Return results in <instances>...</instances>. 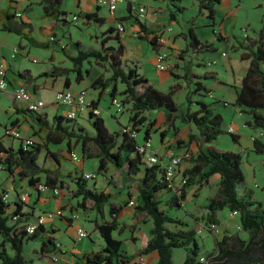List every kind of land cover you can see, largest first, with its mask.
<instances>
[{
	"label": "trees",
	"instance_id": "trees-1",
	"mask_svg": "<svg viewBox=\"0 0 264 264\" xmlns=\"http://www.w3.org/2000/svg\"><path fill=\"white\" fill-rule=\"evenodd\" d=\"M179 1L170 0L169 17L171 19L174 18V14L183 11V8L178 5ZM218 2L219 0H199V7L200 9H207L209 17L212 18L213 5ZM40 4L43 18L51 19L63 27L70 24L71 21L67 20L68 14L61 11V0H40ZM128 12L130 13L129 8ZM10 18L7 16V19ZM83 18L96 24L102 22L95 13L87 14ZM121 20L123 19L116 20V23H122ZM138 26L140 31L138 38L147 40L149 34L146 28L141 23ZM2 30L13 31L5 25ZM121 34L115 24L114 28L106 29L101 35L103 38L100 40L98 50H79V43H76L78 46L77 53L73 57L67 54L63 47V53L73 63V66L71 68H57L54 71H57L59 75H63V88L68 89L70 85L68 75L70 72L74 73V79L77 83L88 73V70L81 71L84 62L93 59L97 63L107 65L111 72L110 77L97 79L91 87L102 90L110 89L109 97L111 99L118 95V83L123 85L124 88L119 94L122 96L123 106L127 105L129 107L128 121L130 128L118 125L116 130L110 131L103 119L92 112L97 108V103L91 102V110L88 112V119L92 128L90 136L86 130L80 127L75 129L76 119L54 117L53 122L58 127H55L54 132L46 133L45 139H51V143L55 145L66 142L69 147L67 156L72 152L70 151V141L74 140V144L79 143L82 158L96 159L97 169L95 173L97 176L104 177V181H107L108 184L112 181V176L107 175L110 168L122 172L126 178H134L133 176L141 173L137 182L135 205L132 208L135 219L139 215H143L151 220L152 229L150 240L137 255H147L156 251L158 254L156 264H175L172 259L173 251L182 248L185 252V258L181 264H202L199 262V257L207 259V264H264V210L262 204L252 200L249 193L239 194L238 188L244 182L240 169V154L220 151L211 146L217 136L224 133L222 117L219 114H214L209 104L194 100L192 97L193 95L202 97L207 94V89L200 80L216 79V77L213 74H203L201 76L185 74L184 79L189 78L194 83L191 90L186 93L188 108L180 116L176 115L177 106L172 99L173 94L177 91L176 85L170 86L167 93H163L150 85L147 79L138 73V66L134 62L130 63L124 60L125 46L119 37ZM151 34L152 38L147 41L151 48H154L157 33L153 32ZM184 37L187 48L199 49V52L215 51L212 42H199L192 27L187 30ZM256 38L253 43L254 48L251 50L246 47L250 45L247 36L244 37L246 43L239 44V47L248 49L247 54H241V59L248 61V67L240 86L236 88L233 106L237 107L241 113L250 116L251 120L245 123L246 126L255 129L256 133H263L262 137L252 140V149L255 153L264 155V18L261 21V28ZM27 39L32 46L48 48L47 43L37 42L28 37ZM111 41L113 45L107 46V43ZM50 42L53 43L54 38ZM196 65H200V63ZM168 71L174 79L177 78L170 70ZM55 74L54 72L51 73L52 76H55ZM192 105L196 107L194 110L191 108ZM223 105H226V103H223ZM27 111L32 116H38V112ZM160 111L163 112L166 127L175 129V119L179 117L184 126L192 127L196 132L187 135L185 146L195 142L199 149L188 159L183 160V162H188L189 165L182 172L186 182L178 193H174L167 188L164 169L160 164L151 165L143 162L144 156L137 150L140 143L137 141V137L130 136L131 131L138 134L144 129L142 140L149 139L150 131L155 125V119L148 120L145 113ZM113 118L115 119V116ZM228 134L232 141H238L237 135ZM160 136L162 140L165 136L164 132H160ZM42 148L44 146L37 144L35 141L27 147H24L21 142L16 150L0 147V170L7 172L9 176H12L16 171L18 176L25 179L29 196L40 194L37 189L39 184L49 189L58 188L59 190L64 184L46 168H42L37 164V157ZM74 164L76 167L74 168L72 183L76 188L75 197H81L80 207H84L85 202L90 201L93 210L99 217L103 216L104 207L108 208L107 212L110 216L109 221L95 222V229L99 233L103 247L96 252L75 256V264H129L134 259V255H124L121 250L122 242L113 237V233L119 230L117 214L121 209L110 202V194L95 189L96 175L93 179H86L78 164ZM146 164L149 166H146ZM214 175L219 177L218 190L214 197L209 199L205 207V217L202 218L205 223L204 226L207 225V232L213 237L214 245L212 250L201 255L200 247L196 241V231L194 229L178 231L168 229V224L179 225L182 228L188 225L177 218L169 216L165 210L160 208V205L166 194L165 205L169 208L179 209L185 200L188 189L195 186L200 189L207 185ZM88 181H93V185H88ZM5 194H7L6 191L0 188V264H35L23 255L24 244L35 239L40 240V248L37 254L39 261L49 258L52 253L58 252L57 242L53 237L55 230L52 227L45 229L44 225H39L32 234L27 233L25 227L34 214V207L22 202L18 194L16 201L12 204L11 211L9 210L11 205L9 201L3 200ZM225 208L230 213L237 212L239 229L249 235L246 240L236 238L233 241L228 235H222L218 239L208 229L209 225L218 224L216 214ZM22 210H26L27 214L22 213ZM37 218L38 216L34 220ZM10 221H13V224L9 225Z\"/></svg>",
	"mask_w": 264,
	"mask_h": 264
},
{
	"label": "crops",
	"instance_id": "crops-1",
	"mask_svg": "<svg viewBox=\"0 0 264 264\" xmlns=\"http://www.w3.org/2000/svg\"><path fill=\"white\" fill-rule=\"evenodd\" d=\"M135 1L142 2L143 0ZM167 1L168 0H148V2H150L151 4L161 3L163 6H165L164 9H162V7L160 6H147L143 3H138V5L143 6L146 9V14L143 19H139L134 13L130 14L128 12L129 0H122L124 7L123 12H120L119 7H117V10L114 13H110L105 7L98 6L95 0H61V11L67 14L79 15L82 24L86 27H90L92 24H96L93 23V21H88L83 18L87 14L95 13L97 18L102 21L97 24L99 25L98 34L100 35L97 36L96 33L90 35V41L92 43L89 47L94 50H98L100 40L103 38L101 37L103 32L108 28H114L116 20L123 19L121 21L124 27V32L119 35V37L123 45L125 46L124 60L130 63L134 62L138 66V73L144 77L145 75H143L140 71L141 68L139 69V64L141 63V60L138 54L136 53L139 50L138 44L141 42H148L147 40H150L152 38L151 33L154 32L159 34V32H162V37L165 40L164 45H158L156 42V46L154 48L152 47L154 50L152 48L151 50L155 55L159 51H163L166 54V61L169 66V70L178 78L175 79L177 80V82L173 83L172 85H176V87H179V90L183 87L187 90H191V86L194 83L189 78L185 80V74H194L196 76H200L199 71H194L193 66L194 61L202 59L201 57H199V54L202 51L199 52V49L192 50L191 48H187V42L184 37L190 27L193 28V31L197 36L199 42L207 41L214 43L217 40H220L226 44V49L228 48V43L230 44L231 39H235L237 37L238 29H241L242 31L251 29L256 32V36L251 37L247 35L250 45L246 47H249V50L254 48L253 43L257 39V33L261 28V21L264 18V0H261L257 5V7L260 9V16L258 23L257 25H255V27L252 26V24L248 20L239 21V18L236 15L237 12L233 11L230 7L231 0H219L217 4H214V12L212 18L209 17V11L207 9H200L199 0H195L197 1L196 15L194 17L192 16L191 18L183 17L185 14V9L184 7H182L180 0L178 5L183 8V11L180 13L181 15L174 14L173 19L169 17L170 9L167 7ZM238 2L241 3V0H238ZM63 5L68 10L64 9ZM239 6L240 5H238V7ZM17 12L21 14V18H17L15 16ZM7 16L11 18L7 19ZM67 20H70V18L67 17ZM139 23L144 25L146 31L149 34L147 40H141L138 38V35L140 34L138 26ZM4 25L13 31H3L2 27ZM175 25H178V29L174 27ZM78 26L80 25L78 24ZM168 29L170 30L168 31ZM127 35H129L130 38H133V40L130 41L131 43L127 41ZM27 37L37 42L47 43L48 48H41L42 51H46L47 53L39 54L33 52V49L40 48L32 46L31 42L28 41ZM51 37L54 38L53 43L50 42ZM78 43L80 46L79 50H87L85 49L87 47L82 46V43L80 41H78ZM63 45V26H60L58 23L51 19L43 18L40 0H0V57L4 60L6 64V79L8 82L7 90L0 92V147L5 149L10 148L16 150L21 145V142L24 139H32L37 144H42L44 148L41 149L37 157V164L42 168H46L55 177H58L59 181L61 180L64 182L63 187L60 188L59 196H53L51 191H47L38 195L34 194L35 196L31 195L27 202L28 205H32L34 207L35 211L37 210L36 208L39 209L40 212L37 214V216H40L42 213L48 211H56L58 209L63 210L62 218L48 220L44 224L45 229L52 227V229L55 230L53 237L56 239V242L60 246V249L58 248V252L52 253L49 256V258H56L58 260L57 263L52 262L51 264H75V256H80L82 254L96 252L100 250L103 247V242L99 236V233L95 229V222L97 221L98 223H100L102 221L110 220V216L107 212V207H104L102 217H99L95 210H93L92 203L90 201H86L84 207H80V203H82L81 197H75L76 188L72 183V178L74 177V169H67L64 167L66 165L62 166L60 162L62 158L69 160V157L67 156V150L69 147L66 145V142H62L58 145H55L51 143V139H45L44 137L46 133L54 132L55 127H58L56 123L53 122V118L65 117L66 114L71 110V107L58 104L56 100L57 93L64 89V78L63 75H59L57 71H54L57 68H63V57L60 56L56 47L54 46L59 47V51H61L62 54L63 47L67 54L72 57L75 56L77 53L76 49L75 54H71L69 51H67V46L70 45V43H67L65 46ZM110 45H113V43L108 42L107 46ZM68 47L70 48V46ZM134 47H137L136 52L134 51ZM239 48L243 50L241 54L248 53V49L243 47ZM214 50L215 52L219 53L218 47L214 46ZM223 53L224 52L222 51L221 54H218L217 58L227 57V52L225 53V56H222ZM189 60L190 62H188ZM240 60H242L241 57ZM243 61L246 63L244 69L245 73L248 67V61ZM209 64H216V60L210 62ZM82 66L83 67L81 71L83 72V70H88V73L85 74L83 79L78 83L74 79L75 76L72 77L69 74L68 78L70 80V85L68 90L73 93L85 92L87 101L97 103L96 107L99 110V116L103 119V112L111 114L112 106L110 105V97L108 98V100H104V97H107V95L109 94L110 89H93L91 85L97 79H106L110 77L111 72L107 65L97 63L93 59H89L87 62H84ZM84 66H88V68L85 67V69H83ZM226 66L230 68V71L232 73V79L234 81L239 82L238 85L233 82V84H235V87H233L235 100L236 88L240 86L244 74L241 75V77L239 76L236 78L234 77L235 74L232 65L228 62V65ZM52 72H54V74L56 72L55 76L51 75ZM168 73L170 75L169 71ZM210 74H213L215 77H218V74L214 71H212ZM180 81H183L182 83L185 82V84L182 85ZM19 87L24 88L30 94L32 100H42L45 103V106L38 112V116H32L28 113V109L25 102L16 101L14 99L13 91L14 89ZM204 87L207 89V94L212 95V93H210L211 90H209L206 86ZM47 96H52L53 98L48 101V99H46ZM223 98L224 97H222V100H224ZM235 108L238 113H241L237 107ZM151 113H147L145 115L148 120L156 118L150 117ZM159 115H162L164 119L163 112L160 111L156 113L157 117ZM111 116L113 117V115ZM111 119L114 121L113 118ZM115 120L117 122V125H119L120 120H118L117 118H115ZM103 121L105 123V119H103ZM75 126V129L80 127L86 130L89 136L92 134V128L88 119L87 110L79 114L78 118L76 119ZM185 127L186 129H190L188 133H196L194 128L189 126ZM230 127L232 126L230 125ZM116 128L117 126L114 125L113 130H116ZM155 128L156 127L154 126L150 131V139L151 133L155 131ZM174 128L175 129L170 128L172 135L175 134L176 126H174ZM7 129L17 131L18 136L13 137L9 134H6L5 130ZM255 134L256 133L250 135V140L251 137ZM165 136L162 140L160 136V148L159 150H156L158 153V157L162 160L163 163L168 161L167 154L169 151H173L176 154H181L183 150H188L190 154L193 155L192 152H196L199 149L196 146L195 142H192L191 144L185 146L187 138L186 140L183 139L185 140V142L178 140V143H176L175 147L167 146V140L170 139V135H167L166 137ZM237 136L239 139V135ZM175 138L177 137H174V140ZM63 143H65V147ZM69 144L70 151L76 153L75 150L78 146H80L79 143L74 144V140H72ZM180 144H182L183 146H180ZM53 146H55V148H53ZM55 159L58 162H55ZM188 165V162H182L179 174H177L175 178V183L178 182L179 177L182 176V172L185 170V168H187ZM78 166L84 174L93 173L85 172L82 167V164H78ZM111 170L115 172L114 169L110 168L107 172V175H110L113 178ZM139 175L141 176V173L136 175L134 178H127V180H134L133 184L135 185V187H137L138 178H140ZM121 182L122 183L118 187L113 182L108 184L107 181H104L105 186H103L99 191H104L110 194V202H112L115 206L121 209L120 212L117 214L119 230L113 233V237L122 242L121 250L124 255H134L135 258L137 253L147 245V242L151 238L150 231L152 229V222L149 218H146L143 215H139L136 219L134 218V210L133 208L128 206V201L133 198L135 199L136 197L135 195L132 196L133 194L129 193V189H131L129 183L131 182H126L122 179ZM0 188L4 189L7 193L8 201L11 204L9 210L11 211L13 207L12 204L16 201L18 194L20 196V194L26 191L28 192L26 180L18 176L16 174V171L13 173L12 176H9L7 172L0 170ZM116 195H118V197L114 198ZM186 197L188 198L187 194L183 202L184 205L187 201ZM79 210L83 211L84 214L82 216L80 215ZM35 211L33 216L30 217L31 219H29L30 221L28 222V224H32L35 221ZM90 212H92V215H90V220L93 223L94 231L99 237L98 243L94 244L95 249L94 247L87 246L83 243L78 246L77 243L81 240H78L75 235V232L78 228L84 229L81 218L88 217V215L86 214ZM22 213L27 214L26 210H22ZM73 213L78 214L77 220L71 219V215ZM188 215L192 214L188 211ZM216 217L218 220L216 228H218L221 233L219 236H217L218 239L221 238L222 235L230 236L233 241H235L236 238H239L241 240H246L248 238V233L245 232V238L237 232H232L230 229V226L232 224H235L236 230L241 231V229H239V222L236 221V218H238V214H229V221L233 222H230V224H222L219 221L218 214H216ZM193 218L195 219V217ZM11 224H13V221L9 222V225ZM75 224L76 227L78 226L76 230ZM204 224V221H202V224H200L203 225L202 227L197 229L192 228L196 231L197 235L199 230L202 233L201 228L203 227L204 230L207 232V225L204 226ZM143 227H145L146 229L144 236L145 246L136 247L134 250L127 251L128 248H125V245L131 246V244H133L134 246H136L139 241L138 234L141 232V228ZM186 229H191V227L189 225L184 229L182 227H179V229H176L175 231ZM197 244L199 246L198 242ZM35 255L37 257V254ZM145 257L149 264H156L158 260V254L156 251L145 255ZM184 258L185 252L184 257L180 259L179 264L183 262ZM132 261L129 264H132ZM33 262L35 264H40L36 263L35 261Z\"/></svg>",
	"mask_w": 264,
	"mask_h": 264
},
{
	"label": "rangeland",
	"instance_id": "rangeland-1",
	"mask_svg": "<svg viewBox=\"0 0 264 264\" xmlns=\"http://www.w3.org/2000/svg\"><path fill=\"white\" fill-rule=\"evenodd\" d=\"M260 1L261 0H243V1L241 0V3H239L238 0H231L230 7L232 8L233 11L237 12L236 15L238 16L239 21L248 20L252 24V26L255 27V25H257L258 23L259 16H260V9L257 7ZM138 3H143L147 6L148 5L160 6L162 7V9H164L165 7L161 3L151 4L150 2H148V0H143L142 2L136 1V6L138 5ZM166 4H167V7L171 10L170 0H168ZM181 5L185 9V14L183 17L191 18L192 16L194 17L196 15L197 1L181 0ZM238 5L240 6L238 7ZM118 7H119L120 12H123L124 7H123L122 2L118 4ZM63 8L67 9L64 7V5H63ZM179 14L180 13H177V15ZM67 17L71 18L72 14H68ZM78 24L80 26H78ZM174 27L178 29V25H175ZM98 32H99V25L92 24L90 27H86L85 25L82 24V21L79 16L77 23L71 21L68 26L63 27V43H64L63 46H65L67 43H70V45H68L70 46V48L67 46V51H69L71 54H75V51L77 50V47H78L76 43L80 41L82 43V46L87 47L85 49L90 50L91 48L89 46L92 43L90 41V35H93L96 33V35L99 36L100 34H98ZM245 35L255 37L256 32H254L251 29L246 30V31L245 30L242 31L241 29H238L237 37L235 39H231L230 44L228 43L227 49H226V44L223 41L217 40L216 42L213 43V45L219 48L218 50L219 53L215 51L214 52L202 51L199 54L200 55L199 57H201L202 59H199L198 61H194V66H193L194 71H199L200 76L203 74H210L212 71H214L218 74V77L216 76V79L200 80L204 86H206L209 90H211L210 93H212V97H210L208 94L202 97L198 95H193L192 97L194 100L204 101L205 103L209 104L211 106V109L213 110V113L219 114L222 117V120H223L222 129L224 133L217 136V138L211 143V146L220 151L236 152L240 154L241 156L240 169L243 174L244 182L238 188L239 194L243 195L244 192L249 193L251 195L252 200L262 204V209L264 210V155L257 154L252 149V141L250 140V135L256 133L257 131L245 125L246 122L251 120L250 116H248L247 114L238 113L236 111V108L233 106V102H234V88L233 87H235L234 86L235 84L238 85L239 82L234 81L232 79V73L230 71V68L226 66L228 65V62L232 65L234 69V74H235L234 77L236 78L239 76L241 77V75L245 74L244 69H245L246 63L243 60H240L241 53L243 52V50L239 48L240 43H246V40L244 39ZM126 39L129 43H131L130 41L133 40V38H130L129 35L126 36ZM138 46L140 47V48L138 47L139 50L136 52L137 47L136 48L134 47V51L138 54L141 60V63L139 64V69L141 68L140 70L141 73L145 75L147 81L154 88H156L157 90L163 93H167L169 91V87L173 83H176L177 80H175L172 76H170L168 71L160 72L156 70L155 64H156L157 58H156V55L151 50V46L148 44V42H141L138 44ZM54 47H56L60 56L63 57V68L64 67L71 68L73 66V63L69 61V59L65 56L64 53L62 54L61 51H59V47L57 46H54ZM222 51L224 52V54L227 52V57L217 58V55L221 54ZM33 52L39 53V54L47 53L46 51H42L41 48L33 49ZM215 60H216V64L206 65L207 63L213 62ZM188 62H190V60ZM197 63H200V65L197 66L196 65ZM85 67L88 68V66H84L83 69H85ZM70 76L74 77V73L70 72ZM182 82L180 81V83L184 85L185 82L184 83ZM233 82L235 84H233ZM123 88H124L123 85L118 83L117 99L119 100H122V96L119 93L123 90ZM183 88L179 90V87H176L177 92H175V94H173L172 96V99L176 103V106H177L176 115H179V116L181 113H184L186 109L188 108V104L186 102V93L188 90L186 88L184 89ZM222 97H224L223 98L224 100H222ZM52 98H53L52 96H47L46 99H48L49 101ZM108 98H109V94L107 95V97H104V100H108ZM223 102H225L226 105H223ZM191 108L194 110L196 107L192 105ZM128 109L129 107L125 105L124 111L122 113H116L117 111L115 107L112 106L111 114H108L105 112L102 113V117L103 119H105V123L107 127L110 129V131L113 130L114 125L118 127L116 120L113 118L114 116L115 118L120 120L119 125L127 126L128 128H130V124L128 121L129 119ZM146 114L147 113H145V115ZM111 115H113V117ZM150 117H156L155 125H154L156 128H155V131L151 133V148H150L151 151H156V150H159L160 148V140H159L160 132H164L166 136L170 135V139L167 140L168 144L166 143L167 146L175 147L176 143H178V140L185 142L187 138V134L190 131V129L188 128L186 129V127L180 122L179 117L175 119V123H174V126H176L175 135H172L170 128L166 127L162 115H159L157 117L156 113H151ZM111 118H113L114 121ZM230 125L233 128V131H234L233 134L239 135V139L237 142L232 141L230 135L227 132V129L230 127ZM143 136H144V129H142L137 134V141L139 143H143V140H142ZM174 137H177V138H175L174 140ZM63 144L65 147V143ZM180 146H183V145L180 144ZM53 148H55V146H53ZM75 151H76L77 157L81 160L80 164H82L84 171L93 172L96 175L95 189L99 191L103 186H105V183H104V177L97 176V174L95 173L96 168H97V160L94 158L93 159L92 158L83 159L81 146H78ZM196 152H192V154H195ZM60 162L62 166L66 165L64 167L67 169H74L76 167L74 162H71L63 158L61 159ZM143 162L147 163L146 158H143ZM146 166H149V165L146 164ZM111 174L113 175L111 183L113 182L116 186L119 187V185L122 183L121 179L125 180L126 182H131L129 183V186H131V189H129V193L133 194L132 196L137 195V187H135V185L133 184L134 180L132 181L127 180L125 175L120 171L114 172L113 170H111ZM218 180H219V177L217 175H214L210 178L209 183L207 185H204L200 189H198L197 186L188 189L186 191V194L188 196V198L186 197L187 201L185 205L184 203H182V206L179 209L173 208V207L169 208L168 206L165 205L164 200H166L167 198V195L165 194V197L162 198L161 200L162 204L160 205V208L165 210V212L169 216L173 218H177L181 220L182 222H184L185 224L189 225L191 229L200 228L203 226L200 224H202V218H204V215H205V210H206L205 207L209 199L214 197V195L217 193ZM88 185L92 186L93 181H88ZM117 197L118 195H116L114 198H117ZM36 209H37L35 211L36 215H34V217H36L37 214L40 212L38 208ZM188 211L192 215H188ZM79 213L81 216L84 214L82 210H79ZM217 214L219 216L220 223L222 224H230V222L233 223L232 221H229L230 212L226 208L221 211H218ZM86 215H88V217H82L81 221L84 226V230L88 233V237L79 241L77 245L79 246L83 243V244H86L87 246H92L95 249L94 244L98 243L99 237L94 231L93 223L90 220V215H92V212ZM193 217H195V219L197 220H195ZM236 221L239 222V218H236ZM77 227L75 224V230L77 229ZM167 227L171 231H175L176 229H179L180 226L174 225V224H168ZM184 228L186 227H183V229ZM230 229L232 232H237L246 238V233L240 230L237 231L235 224H232L230 226ZM213 230L215 229H212L211 232L215 234ZM201 231H202V233L200 232L201 234L200 233H198V235L196 234V240L200 246V253L205 254L206 251H210L213 247V237L210 233L206 232L204 228H201ZM145 232H146L145 227L141 228V232L140 233L138 232L139 241L137 245L136 246H134L133 244H131V246L125 245V248H128L127 251L134 250L136 247L145 246V243H144ZM220 234L221 233L219 231V235ZM75 235H76V232H75ZM39 246H40L39 239L28 241L23 246L24 257L28 260L32 259L36 263L51 264L52 258H45L44 260H41V261L37 259L35 254H38V251L40 248ZM182 257H184V250L182 248L175 249L173 251L172 259L174 263L179 264L180 259Z\"/></svg>",
	"mask_w": 264,
	"mask_h": 264
},
{
	"label": "built area",
	"instance_id": "built-area-1",
	"mask_svg": "<svg viewBox=\"0 0 264 264\" xmlns=\"http://www.w3.org/2000/svg\"><path fill=\"white\" fill-rule=\"evenodd\" d=\"M95 2L98 6L105 7L108 10V12L114 13L117 10L118 4L121 3L122 0H95ZM128 6H129L130 14L134 13L136 17H138L139 19L144 18L146 14L145 7L140 6V5L136 6L135 0H129ZM15 16L17 18H21V14L18 12L16 13ZM78 19H79V15L73 14L72 17L70 18V21L77 23ZM116 28L120 33L124 32V27L122 23H116ZM169 30L170 29H168V31ZM156 37H157L156 38L157 44L164 45L165 40L162 37V32H159V34H157ZM50 40L53 41V38L51 37ZM222 56H225V54L223 53ZM156 58H157L156 64H155L156 70L160 72L168 71L169 66L166 61V54L163 51H159L156 54ZM7 88H8V82L6 79V64L4 60L0 57V92L7 90ZM209 96L212 97L211 94H209ZM13 97L16 101L25 102L27 109L32 112H39L45 106L42 100H32L30 97V94L22 87L14 89ZM56 100L58 104L71 107V110L65 116L66 118L71 119V120L77 119L81 112L85 110L89 112L91 110V102L86 100L85 92L73 93L68 89H63L62 91L57 93ZM110 105L115 107L117 111L116 113H122L124 111V106L121 100L117 99V97L110 99ZM92 112L95 115H99V110L97 108L92 110ZM227 132L230 134H233L234 133L233 128L229 127L227 129ZM5 133L13 137L18 136V132L15 130H11V129L5 130ZM262 134H263L262 132L256 133L255 135L251 137V141L254 138L262 137ZM130 136L133 138H136L137 133L134 131H131ZM32 143H33L32 139H24L22 141V145L24 147H27L31 145ZM150 148H151V139L149 138L143 141V143H140L138 145L137 150L140 154H143L148 164H151V165L160 164L163 167L167 188L170 189L174 193H178L180 189L184 186L186 182V178L183 176H180L178 182L176 183H175V178L177 174H179V170H180L183 160H186L191 156L190 152L188 150H183L181 154H176L173 151H169L167 154L168 161L163 163L162 160L158 157L157 151H151ZM69 158L72 162L76 164L81 163V160L77 157L76 153L74 152H71L69 154ZM84 177L86 179H93L95 178V174L93 173L85 174ZM37 189L40 193L51 191L53 196L60 195V190L58 188L49 189L48 187L42 184H39L37 186ZM19 197L22 200V202H26V203L28 202L30 198L29 193L27 191L20 194ZM3 200L8 201L7 194L3 196ZM134 205H135V199L133 198L129 200L128 206L132 208ZM232 215H237V212H232ZM62 217H63V210L61 209H58L56 211L44 212L40 216H38V218L32 224L26 225L25 227L26 231L28 234H32L37 228V226L44 225L46 221L48 220H54L55 218H62ZM71 219L77 220L78 214L73 213L71 215ZM208 229L210 230L215 229L213 230L215 235L219 236V231L216 228V225H210ZM198 233H200V230L198 231ZM87 237H88V233L84 229L78 228L76 230V238L78 240H82ZM57 247L60 249V246L58 243H57ZM206 261L207 259H205L204 257L199 258V262L202 264H207ZM52 262L57 263L58 260L56 258H53ZM132 264H149V263L145 255H137L132 261Z\"/></svg>",
	"mask_w": 264,
	"mask_h": 264
}]
</instances>
